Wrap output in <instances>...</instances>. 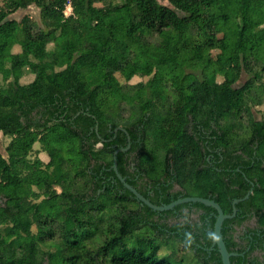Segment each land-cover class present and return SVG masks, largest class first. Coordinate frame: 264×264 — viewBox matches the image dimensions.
I'll list each match as a JSON object with an SVG mask.
<instances>
[{
  "label": "trees",
  "instance_id": "trees-1",
  "mask_svg": "<svg viewBox=\"0 0 264 264\" xmlns=\"http://www.w3.org/2000/svg\"><path fill=\"white\" fill-rule=\"evenodd\" d=\"M97 1L71 0V14L67 0H3L0 7L7 88L0 131L9 137L7 156L0 153V264H173L156 257L158 246L146 254L123 237L184 209L185 221L160 225L202 264H221L210 249L213 208L194 202L154 211L118 180L113 153L128 136L129 148L116 154L128 184L154 204L200 196L225 214L241 199L222 224L227 250L241 246L234 227L253 219L246 243L264 252V117L253 112L264 102V0ZM30 5L39 9L36 28L27 17H9ZM119 20L121 30L112 24ZM193 35L201 43L188 47ZM211 49H219L214 59ZM162 71L169 84L160 82ZM35 143L47 161L29 157Z\"/></svg>",
  "mask_w": 264,
  "mask_h": 264
},
{
  "label": "rangeland",
  "instance_id": "rangeland-1",
  "mask_svg": "<svg viewBox=\"0 0 264 264\" xmlns=\"http://www.w3.org/2000/svg\"><path fill=\"white\" fill-rule=\"evenodd\" d=\"M94 1V0H93ZM97 0H95L96 2ZM114 1H119V0H114ZM3 3V0H0V7ZM160 3H167L166 0H160ZM102 3L97 1L94 3V6H101ZM72 13V7H66L65 8V14H71ZM121 15L118 12H114L113 16L117 17ZM10 18L14 20H21L23 17H27V26L31 28H36L38 25H41L40 23V18H39V9L34 6L30 5L24 10H17L14 13H12ZM234 21V20H233ZM235 22V21H234ZM113 26L116 27L118 30L122 29V21H114ZM228 24V23H227ZM232 26V24H231ZM222 32L217 34V37L220 38L222 36ZM151 42L153 41H160L162 37L160 36H153L152 38H148ZM201 43V38L197 35H193L191 37H188L185 40V44L190 47V46H195L197 44ZM153 44V43H152ZM135 52H138V50H135ZM219 52V49H211L209 51L210 56L212 59L215 58L216 54ZM139 54V53H138ZM156 70V68H153V72ZM185 72L187 73H192L193 75H201L199 70H196L195 67H187L185 69ZM41 73L44 77H46L47 73L44 71L43 68H41ZM153 74V73H152ZM148 76H134L131 78L129 83L135 84L137 82H146L149 78H151V75ZM116 76L118 77L119 81L122 84H125L124 78L119 74L116 73ZM246 77L244 74L238 81L239 83H244L246 81ZM33 78V74H28L23 76L20 81L21 82H27ZM47 79V77H46ZM162 84H169L170 83V76L167 73V71H162V78L160 80ZM6 82L3 80L2 76L0 75V90L5 88ZM169 87V86H168ZM7 88L3 89L2 92H5ZM170 89V87H169ZM258 93L260 91L256 89ZM264 98V97H263ZM180 102H182V99H180ZM253 112L254 115L257 119H261L264 117V102L261 104H256L253 107ZM9 137L4 136L2 132L0 131V153L6 157L7 154L5 152V145L8 142ZM40 156V158L45 162L47 161V156L45 155V152H43L40 149L39 143H35L33 146V150L30 153L29 157L32 158L34 156ZM176 187V186H175ZM177 188V187H176ZM58 191H60L59 187H56ZM198 215L199 211H197L196 208H193V212L189 217V220L194 222L198 220ZM156 220H159V218L155 217ZM176 220L173 218L168 219V218H163L160 221L156 222H148L146 224L141 225L138 229H135L133 232L130 234L126 235L123 237V241L126 244V246L129 249H141L143 250L146 254L150 253L152 250V246L156 245L158 246V250L156 252V257L157 258H164L167 259L169 262L173 264H202L201 259L197 256L195 253L196 251L191 248L190 246L185 245V242H181V240L175 236L173 233H170L160 225V223H164L166 225H172L175 223ZM254 220L252 219L249 222V225H253ZM32 230H35V227L32 228ZM49 244V242H48ZM117 250V249H115ZM112 255V253L109 254V257Z\"/></svg>",
  "mask_w": 264,
  "mask_h": 264
},
{
  "label": "water",
  "instance_id": "water-1",
  "mask_svg": "<svg viewBox=\"0 0 264 264\" xmlns=\"http://www.w3.org/2000/svg\"><path fill=\"white\" fill-rule=\"evenodd\" d=\"M118 129H123L122 127L118 126L115 128V131ZM128 144L124 148H117L114 153H113V162H112V169L114 170L118 180L123 184L124 188L128 189L134 197L139 200L142 204L148 206L154 211H168L174 209L177 205L183 204V203H194L198 202L201 203L207 207H211L215 210V221L213 225V239H212V244L211 248H216L220 255V261L221 264H231L230 257L235 255L233 252H229L227 250V247L225 245L222 233H221V228L222 224L225 219L227 218H232L235 213H236V203L241 200L238 198H235L232 202V212L230 214H225L223 210L221 209L220 205L214 201L213 199L210 198H204L200 196H185L178 198L176 200H173L167 204H154L152 203L149 199H147L145 196H143L140 192H138L132 185L128 184L125 180V178L119 173L117 169V157L116 154L119 151H125L129 148L130 146V138L129 136L127 137ZM250 192H248L244 197L247 198Z\"/></svg>",
  "mask_w": 264,
  "mask_h": 264
},
{
  "label": "flooded vegetation",
  "instance_id": "flooded-vegetation-1",
  "mask_svg": "<svg viewBox=\"0 0 264 264\" xmlns=\"http://www.w3.org/2000/svg\"><path fill=\"white\" fill-rule=\"evenodd\" d=\"M185 212H187L186 209H184V211H182V213H177L176 211H174V214L169 216L168 219L173 218L174 220H176L175 223L185 221V216H186ZM184 214H185V216H184ZM250 221H248L247 223H245L241 226L234 227V229L231 231V235L234 237V239L237 242L241 243V246H234L233 250H232V251H234L233 253H236L237 255H239L242 258V260L239 262V264H250V261H248V260L254 259L255 257H257L258 261H254L252 264H257V263L261 262L263 259L262 256H263L264 252L262 251V249L260 247H258L257 249H254L253 251H249V246L246 243V237L248 236V234L246 232V230H247L246 226H249V227L255 226L254 224L249 225ZM210 249H212V248H210Z\"/></svg>",
  "mask_w": 264,
  "mask_h": 264
},
{
  "label": "built area",
  "instance_id": "built-area-1",
  "mask_svg": "<svg viewBox=\"0 0 264 264\" xmlns=\"http://www.w3.org/2000/svg\"><path fill=\"white\" fill-rule=\"evenodd\" d=\"M70 6H71V0H67L66 7H70Z\"/></svg>",
  "mask_w": 264,
  "mask_h": 264
}]
</instances>
